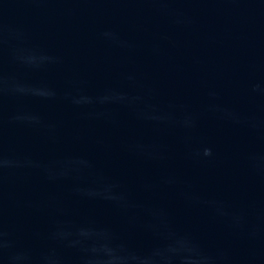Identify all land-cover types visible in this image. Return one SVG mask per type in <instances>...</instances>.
I'll return each instance as SVG.
<instances>
[{"label":"water","instance_id":"1","mask_svg":"<svg viewBox=\"0 0 264 264\" xmlns=\"http://www.w3.org/2000/svg\"><path fill=\"white\" fill-rule=\"evenodd\" d=\"M0 264H264V0H0Z\"/></svg>","mask_w":264,"mask_h":264}]
</instances>
